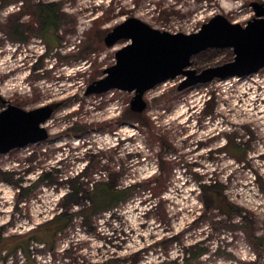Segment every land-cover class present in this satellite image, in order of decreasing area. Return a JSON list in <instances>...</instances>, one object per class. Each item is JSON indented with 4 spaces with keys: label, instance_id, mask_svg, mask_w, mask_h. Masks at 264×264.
<instances>
[{
    "label": "rangeland",
    "instance_id": "obj_1",
    "mask_svg": "<svg viewBox=\"0 0 264 264\" xmlns=\"http://www.w3.org/2000/svg\"><path fill=\"white\" fill-rule=\"evenodd\" d=\"M41 3L61 5L47 43ZM255 5L264 0H0V113L58 104L42 125L47 140L0 154V264H264V69L184 91L178 77L149 91L142 113L132 110L135 93L87 96L131 43L105 44L129 18L193 34L218 15L245 26ZM234 58L208 49L190 68ZM215 181L243 217L211 209L200 183ZM94 183L136 187L86 220ZM60 214L71 225L55 240L42 236Z\"/></svg>",
    "mask_w": 264,
    "mask_h": 264
},
{
    "label": "water",
    "instance_id": "obj_2",
    "mask_svg": "<svg viewBox=\"0 0 264 264\" xmlns=\"http://www.w3.org/2000/svg\"><path fill=\"white\" fill-rule=\"evenodd\" d=\"M256 6V17L245 26L218 15L193 34H172L150 27L137 18H129L109 32L105 44L112 48L130 41L116 53V64L106 69L103 80L91 86L87 96L112 90L135 93L132 110L147 109L145 95L168 81L182 77L179 91L214 80L244 78L264 69V7ZM232 49L234 61L202 72L191 69V59L208 49ZM58 104L26 111L9 104L0 113V154L48 139L42 125L56 112Z\"/></svg>",
    "mask_w": 264,
    "mask_h": 264
},
{
    "label": "trees",
    "instance_id": "obj_3",
    "mask_svg": "<svg viewBox=\"0 0 264 264\" xmlns=\"http://www.w3.org/2000/svg\"><path fill=\"white\" fill-rule=\"evenodd\" d=\"M61 5L56 3H41L37 7L36 15L38 22L40 24L41 37L47 43V35H54L58 30V18H60ZM14 37L22 35V33L17 29L13 32ZM239 151V150H238ZM237 153V152H236ZM82 176V175H81ZM79 177L75 181H79ZM44 181V177L38 179L39 183ZM72 183V182H71ZM201 184V188L205 197L208 200V204L211 209H216L221 211L225 215H230L231 218L234 216L243 217V214L239 211L232 214L231 212L235 209V206L230 203L229 199L224 193V188L218 185V182H212L211 184ZM72 187L71 193L67 194V199L70 200L71 204H75L76 197L79 195V188ZM91 203L88 208L85 210L84 215L82 216L86 220L93 217L96 213L103 212L106 210H113L121 202H125L133 195V191L136 186H131L128 188L119 189L114 184H92ZM91 212L87 215V212ZM83 214V213H82ZM86 216V217H85ZM71 217L66 214H60L59 216L54 217L50 222L42 225V236L46 238L56 239L57 235L65 231L71 225ZM38 230H36L37 232ZM34 232V233H36ZM253 233V232H252ZM254 236V235H253ZM251 237L249 235L250 241L255 242V236ZM40 241L39 239H36ZM257 240V239H256ZM42 243L47 244V240L42 239ZM18 249V248H17ZM16 249V251H17ZM207 253L206 250H201L199 253L195 254L194 258L201 257ZM107 264H115V261H109Z\"/></svg>",
    "mask_w": 264,
    "mask_h": 264
},
{
    "label": "bare ground",
    "instance_id": "obj_4",
    "mask_svg": "<svg viewBox=\"0 0 264 264\" xmlns=\"http://www.w3.org/2000/svg\"><path fill=\"white\" fill-rule=\"evenodd\" d=\"M256 75V74H255ZM253 76V75H252ZM249 77V76H248ZM233 78H239V77H233ZM244 78H246V77H244ZM230 79V78H229ZM227 80V79H226ZM108 93V92H107ZM50 120V119H49ZM49 120H47L43 125H45ZM47 132H48V130H47ZM48 135H49V132H48ZM35 144H37V143H35ZM33 145V144H32ZM27 147V146H26ZM23 148H25V147H23ZM21 149V148H20Z\"/></svg>",
    "mask_w": 264,
    "mask_h": 264
}]
</instances>
